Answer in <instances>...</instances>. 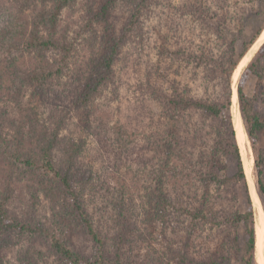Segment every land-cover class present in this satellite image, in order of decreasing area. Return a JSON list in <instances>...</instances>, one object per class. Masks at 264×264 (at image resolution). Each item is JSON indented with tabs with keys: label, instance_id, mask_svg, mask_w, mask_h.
Returning <instances> with one entry per match:
<instances>
[{
	"label": "trees",
	"instance_id": "obj_1",
	"mask_svg": "<svg viewBox=\"0 0 264 264\" xmlns=\"http://www.w3.org/2000/svg\"><path fill=\"white\" fill-rule=\"evenodd\" d=\"M78 1L5 0L21 25L19 29L9 26V33L0 30V238L8 233L43 236L62 264H134L126 252L132 235L138 236L135 239L138 242L148 239L131 220L134 212L123 208L121 201L115 220L114 247L106 251L104 239L94 229L83 203L90 171L87 178L78 182L73 183L71 178L86 142L62 137L69 120L65 106L53 103L47 110H40L47 105V96L53 91L51 81L55 91L64 87L62 78L76 64L77 45L90 49L93 59L78 84L79 91L73 101L76 109L90 106L112 78L120 41L108 35L97 38L93 26L108 21L118 0H100L75 21L76 29H61L63 12L74 9ZM133 3L127 31L137 28V21L149 17L159 7L156 0ZM178 8L186 13L190 30L196 23L201 29L202 36L186 38V48L178 53L186 57V65L191 67L189 74L201 73L199 80L204 92L200 95L193 92L188 76L184 92L178 89L177 80L170 83L171 91H150L159 96L164 107L161 121L164 123L160 122V127L156 125L164 158L156 174L153 202L145 209L147 226L165 223L176 211L186 216V264H230L232 259L237 264H256L254 209L235 136L231 78L264 33L261 34L264 0H185ZM7 34L10 39H6ZM239 75L237 103L252 150L255 189L264 202V143L261 142L264 116L244 90L248 79L254 77L264 94V42ZM9 90L15 103L11 115L2 108L8 98L1 96ZM258 101L264 102V97ZM191 114H198L202 121L208 122L209 130L205 134L210 137L211 145L207 153L197 150L195 134L201 127ZM170 179L174 180V188L181 181L186 183V199L165 194L162 184ZM17 189H24L28 203L22 218L10 210ZM66 195L69 200L64 199ZM45 202L53 212L51 224L57 226L62 221L59 207L76 214L99 251L85 256L75 249L65 232H53V228L45 226L38 217ZM213 226L223 229L228 242L213 254L209 251L206 257L196 259L192 247L197 239L204 242L213 236ZM203 249H196V253ZM168 250L175 258L182 257L172 244H168Z\"/></svg>",
	"mask_w": 264,
	"mask_h": 264
},
{
	"label": "rangeland",
	"instance_id": "obj_2",
	"mask_svg": "<svg viewBox=\"0 0 264 264\" xmlns=\"http://www.w3.org/2000/svg\"><path fill=\"white\" fill-rule=\"evenodd\" d=\"M156 1L159 7L149 17L137 21L135 29L127 31L135 0H118L108 21L98 22L93 26L97 38L108 35L120 41V48L111 80L102 88V94L90 106L86 109H76L73 105L79 91L78 84L85 76L88 63L93 59L89 53L90 49L87 47L85 49L80 44L75 51L76 64L62 78L64 87L57 88L55 91L54 81H51L53 91L47 96V105L40 110H47L53 103L65 106V109L69 110V120L66 129L61 133L62 137L71 136L76 141L86 142L79 161L71 171V178L73 183L78 182L87 178L90 171V181L86 186L83 203L94 229L104 239L106 251L114 247L115 220L120 210L119 205L124 202L123 208L134 212L131 214V220L137 228H140V231L142 230V236L148 237L145 241L138 242L135 240L138 236L132 235L126 252L133 258L134 264H186V216L175 211L165 223L158 222L154 227H149L146 222L145 209L151 206L150 201L154 197L158 180L156 174L159 173L164 158L160 149L161 144L158 145L160 138L156 135V125L160 127L164 107L159 96L150 91L152 89L171 91L170 83L177 80L178 89L184 92L188 82L186 76H188L193 92L199 95L204 92L202 80H199L201 73L189 74L191 67L186 65V57H181L178 53L179 49L186 48V38L189 39L193 35V38L195 36L198 39L202 33L200 26L193 23L191 18L195 26L193 29L191 25L193 30L189 29L190 21L186 19V13L178 8L179 4L185 0ZM99 2L100 0H79L74 9L63 12L64 23L61 24V29L62 27L63 30L67 27L70 31L76 29L75 21L88 8ZM15 15V11L5 3V0H0V30L6 29L9 33V26L11 29H19L21 24ZM88 18L90 16L86 17ZM10 35H14L13 31ZM6 37L10 39L9 34ZM263 40L264 33L253 45V51L245 64L242 65V60L248 53L232 74V114V109L235 107L233 95L236 96L239 74L251 61ZM197 41L195 39V42ZM257 83L256 78H249L244 90L247 96L254 99L256 107L264 116V102L258 101L259 97L260 99L264 97V94L262 95V91L258 89ZM146 87L150 89L147 91ZM1 96L8 98V102L6 105L3 104L2 108L8 110L11 115L15 104L12 91L9 90ZM235 102V108L239 111L238 103ZM35 104L38 106L39 102ZM191 115L192 120L201 127L195 134L197 150L207 153L211 145L210 137L205 134L209 130L208 122L202 121L198 114ZM261 142L264 143V136ZM237 143L254 209V219L256 222L257 218L262 224L264 239V202L260 200L255 189L251 146L247 138L242 144H239L237 139ZM181 183L183 182L181 181L179 187L174 188V180L170 179L168 183L162 184L163 191L170 197L179 196L186 199V183ZM15 193V200L10 210L13 215L22 218L27 210V198L24 195V189H17ZM62 194H60L61 198H63ZM67 198L69 200L66 195L64 199L67 200ZM57 211H60L62 216V221L57 226L51 224L53 212L46 202L43 203L38 217L45 226L53 228V232H65L75 249L81 254L85 256L91 253L96 254L99 248L89 238L85 226L79 222L76 214L66 213V210L61 207ZM214 227L213 236L204 242L202 239H197L192 247L195 249V253L192 250V254L196 259L206 257L209 251L213 254V251L218 250L221 244L228 242L224 239L223 229H214ZM206 234L204 233L203 236ZM168 244H172L182 257L172 256L168 250ZM201 247L204 249L199 254L196 253V249ZM0 262L1 264H62L43 236L28 233L19 236L8 233L1 236ZM230 264H237V261L232 259Z\"/></svg>",
	"mask_w": 264,
	"mask_h": 264
},
{
	"label": "bare ground",
	"instance_id": "obj_3",
	"mask_svg": "<svg viewBox=\"0 0 264 264\" xmlns=\"http://www.w3.org/2000/svg\"><path fill=\"white\" fill-rule=\"evenodd\" d=\"M260 36H261V34H260ZM252 51H253V49L248 52V54L246 55L245 58L243 57L244 59L242 60V65H244L245 62L248 60V58L250 57ZM234 88L235 87L233 86V89ZM236 99L237 98H236V96L234 94L233 95V100H234V106L235 107H236V104H235L236 102L235 101H237ZM235 107L233 108L234 109L233 110V119H234V123H235V127H236L235 131H236V134H237V139L240 142L239 144H242L244 142L245 138H246V135H245L244 128L242 126V122H241V117H240L239 111ZM255 232H256V237H257L255 263L256 264H264V262H263V258H264L263 227H262V224L260 223V221L257 218H256V222H255Z\"/></svg>",
	"mask_w": 264,
	"mask_h": 264
},
{
	"label": "water",
	"instance_id": "obj_4",
	"mask_svg": "<svg viewBox=\"0 0 264 264\" xmlns=\"http://www.w3.org/2000/svg\"><path fill=\"white\" fill-rule=\"evenodd\" d=\"M263 31H264V30H263ZM263 31H262V32H263ZM262 32H261V34H262ZM259 37H260V35H259ZM259 37H258V38H259ZM263 41H264V40H263ZM263 41H262V42H263ZM255 42H256V41H255ZM262 42H261V44H262ZM261 44H260V45H261ZM251 49H252V47L248 50V52H249ZM248 52H247V53H248ZM247 53H246V54H247ZM235 136H236V134H235ZM237 144H238V143H237ZM238 146H239V145H238Z\"/></svg>",
	"mask_w": 264,
	"mask_h": 264
}]
</instances>
